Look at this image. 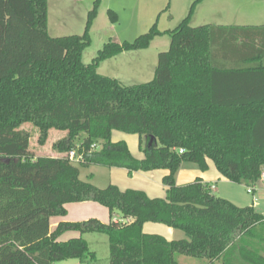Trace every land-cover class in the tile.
<instances>
[{"label": "trees", "instance_id": "16d2710c", "mask_svg": "<svg viewBox=\"0 0 264 264\" xmlns=\"http://www.w3.org/2000/svg\"><path fill=\"white\" fill-rule=\"evenodd\" d=\"M97 0L82 34L50 36L46 0H0V264H54L76 258L96 264L86 233L106 234L108 264H178L177 256L206 264H264V214L212 193L200 177L177 184L182 163L201 171L211 160L230 182L252 185L264 171V25L191 26L188 17L166 30L151 80L124 85L97 72L123 51L147 48L163 32L154 23L132 41L109 40L89 63L82 52ZM110 20L116 14L108 11ZM30 124L45 143L51 129L65 131L53 148L64 156L30 157ZM113 130L136 134L144 156L135 158ZM77 140H79L77 142ZM182 149V152L179 150ZM76 150L82 160L67 153ZM166 169L164 197L97 187L79 168ZM97 202L110 220L59 221L71 202ZM115 210L121 219H111ZM145 222L181 230L168 240L143 231ZM66 231L79 236L59 240ZM256 241V242H254Z\"/></svg>", "mask_w": 264, "mask_h": 264}, {"label": "rangeland", "instance_id": "374dc122", "mask_svg": "<svg viewBox=\"0 0 264 264\" xmlns=\"http://www.w3.org/2000/svg\"><path fill=\"white\" fill-rule=\"evenodd\" d=\"M46 3L47 33L50 36H65L84 32L87 14L94 7L95 0H46ZM96 10L97 14L89 28L90 42L81 56L84 63L91 62L98 50L109 40L132 41L147 32L154 23L156 28L163 32L153 38L148 48L125 52L99 63L98 73L116 78L124 85L144 83L153 78L158 53L167 50L170 43V36L164 31L175 28L186 17H188L187 21L191 26L207 23H264V0H97ZM109 10L116 14L115 21L110 20ZM23 127L30 132L29 148L24 150V154L30 157L51 156L54 154V143L60 135L66 133L51 129L45 143L41 144L39 142L40 133L36 128L30 124H25ZM136 137V134L129 135V143L133 150L137 147ZM92 170L98 182H107V176L100 172H104L103 168L94 167ZM84 174L85 170L81 169L80 178L85 179ZM215 187L216 184L213 183L211 188L214 195L227 198L238 206L252 205L257 212L264 214V183L262 181L254 184L253 193L247 192L248 185L244 183L227 182ZM77 205L79 204L72 202L68 204V214L66 213L64 216L81 219L96 217L87 215L88 208H81L83 206ZM94 205L102 211L105 220L110 218L105 206ZM111 219H121V213L115 210ZM173 231L186 237L181 230ZM69 233L72 237L76 236L71 234L73 232ZM260 233L264 238V228ZM66 235L60 239L67 240ZM82 236L87 240L89 249L95 253V263L108 264L109 242L107 235L91 232ZM260 244L263 247L262 254L264 255V243ZM177 261L179 264H205L203 259L184 255H178ZM78 263L79 260L76 258L54 262V264Z\"/></svg>", "mask_w": 264, "mask_h": 264}, {"label": "crops", "instance_id": "0c3cea01", "mask_svg": "<svg viewBox=\"0 0 264 264\" xmlns=\"http://www.w3.org/2000/svg\"><path fill=\"white\" fill-rule=\"evenodd\" d=\"M207 24H211V23H207ZM214 25H222V26H226V25H234V26L253 25L254 26L255 25V26H257V25H264V23H256V24H254V23H243V24H221V23H218V24H214ZM138 50H140V49H138ZM132 51H136V50L123 51V52H120L114 56H117V55L125 53V52H132ZM114 56H112V57H114ZM112 57H109V58H112ZM65 134L60 135V137H58V139L65 136ZM129 135L130 134H126V133H123L120 131L113 130L111 132V140L112 141H118V140L125 141L127 146H128L130 153L135 158H138V159L143 158L144 154H143V152L140 151V149L138 147V137H136L137 147H136V149L134 148L135 150H133L132 145L129 143ZM53 153L54 154L51 155L53 157L63 155V153L57 152L56 150H54ZM207 164H208L207 170L201 171L196 165H192L191 163H185V162L182 163L181 166L179 167V169L177 170L176 175H175L176 183L177 184L188 183V182L193 181L196 177H200L202 179V181L204 183H207L208 185L212 186L214 183V184H216V187L219 184H222V183L225 184L227 182H230L228 179L223 177L217 171V169L215 168V166L211 160L208 159ZM94 167L103 168L104 172L103 171H100V172H102L103 174H105L107 176V180H106L107 182H102V183H106V184H102L101 182H98L96 180V178L94 176V171H93L94 169L92 170V168H94ZM81 169L85 170V174H84L85 179H82V178L81 179L82 180H89L90 182H92L97 187L102 188V187H105L106 185H108L109 183H112V184L118 186V188H120L121 190H125V189L142 190L145 192V194L148 197H151V198L164 197L165 196V186L162 182V178L168 172L166 169H154V170H149V171L129 172L126 168H122V167H105V166H99V165H90L87 167L79 168V176H80ZM100 170H102V169H100ZM72 203L79 204L77 206H83L81 208H88V212H87L88 214L87 215L96 216V218L98 217V219L101 220L102 222H108L110 220V218H107L108 220H105V218H103L102 211L99 210L98 207H96V205H94V204H99L97 202L84 201V202H72ZM68 204H71V203H66L64 205V207L67 211V214H68V209H69ZM97 213H100V214H97ZM78 219H81V218H68L67 216H52L50 218L51 229H54L56 224L61 220L78 221ZM81 220H84V218ZM115 220H118V219H115ZM162 224L163 223H158V222H145L143 224V231L145 233H149V234H159L168 240L185 238L183 236L178 235L175 231H173V230H176L175 228L169 227L167 225L165 226L164 224L163 225ZM69 232H73L71 234L76 235L75 237L79 236V233L77 231H66L59 237V240H61L60 238L63 237L65 234H67L66 235L67 239H68V237L71 238L72 236L70 235ZM160 233H162V234H160ZM177 263L179 264L178 261H177ZM205 264H206V261H205Z\"/></svg>", "mask_w": 264, "mask_h": 264}, {"label": "built area", "instance_id": "2783aa9c", "mask_svg": "<svg viewBox=\"0 0 264 264\" xmlns=\"http://www.w3.org/2000/svg\"><path fill=\"white\" fill-rule=\"evenodd\" d=\"M179 152H182V149H180ZM67 157L73 162H78V161L82 160V155L77 154L76 150L69 151L67 153ZM259 181H262L264 183V171L261 173V177H260ZM253 186H254V184L248 186L247 192L253 193V191L255 190V188Z\"/></svg>", "mask_w": 264, "mask_h": 264}]
</instances>
